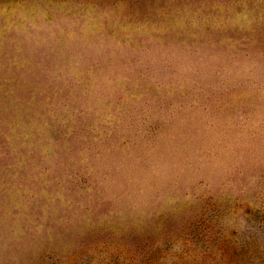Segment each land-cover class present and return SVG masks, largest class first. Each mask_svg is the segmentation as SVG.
Returning <instances> with one entry per match:
<instances>
[{"label": "rangeland", "instance_id": "374dc122", "mask_svg": "<svg viewBox=\"0 0 264 264\" xmlns=\"http://www.w3.org/2000/svg\"><path fill=\"white\" fill-rule=\"evenodd\" d=\"M0 264H264V0H0Z\"/></svg>", "mask_w": 264, "mask_h": 264}]
</instances>
